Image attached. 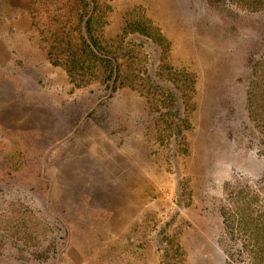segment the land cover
<instances>
[{
  "label": "rangeland",
  "instance_id": "1",
  "mask_svg": "<svg viewBox=\"0 0 264 264\" xmlns=\"http://www.w3.org/2000/svg\"><path fill=\"white\" fill-rule=\"evenodd\" d=\"M0 264H264V0H0Z\"/></svg>",
  "mask_w": 264,
  "mask_h": 264
}]
</instances>
